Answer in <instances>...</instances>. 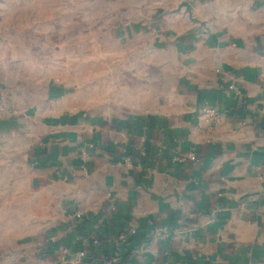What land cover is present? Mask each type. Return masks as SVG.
Wrapping results in <instances>:
<instances>
[{
    "label": "crops",
    "instance_id": "crops-1",
    "mask_svg": "<svg viewBox=\"0 0 264 264\" xmlns=\"http://www.w3.org/2000/svg\"><path fill=\"white\" fill-rule=\"evenodd\" d=\"M150 1L86 71L0 56V264H264V0Z\"/></svg>",
    "mask_w": 264,
    "mask_h": 264
},
{
    "label": "rangeland",
    "instance_id": "rangeland-1",
    "mask_svg": "<svg viewBox=\"0 0 264 264\" xmlns=\"http://www.w3.org/2000/svg\"><path fill=\"white\" fill-rule=\"evenodd\" d=\"M149 8L150 0H0V56L26 59L30 73L49 76L62 61L86 71L108 44H135L123 22Z\"/></svg>",
    "mask_w": 264,
    "mask_h": 264
},
{
    "label": "built area",
    "instance_id": "built-area-1",
    "mask_svg": "<svg viewBox=\"0 0 264 264\" xmlns=\"http://www.w3.org/2000/svg\"><path fill=\"white\" fill-rule=\"evenodd\" d=\"M230 90H233V87H229ZM239 93L235 92V95L236 96H239L238 95ZM0 112L3 113L4 112V105H3V102H2V99L0 98ZM202 112L206 115H208L209 117H213V118H216V112L213 110V109H204L202 110ZM190 159L191 160H195V157L193 155H189ZM135 234V230L134 229H131V230H128L127 232H122L120 234H118L117 236V244H118V248L115 249V251L112 253V255H110L104 262L103 264H115L116 261H117V258L118 256L120 255V247L122 246H125L129 240V238L131 236H133ZM118 249V250H117ZM82 256V254L80 255Z\"/></svg>",
    "mask_w": 264,
    "mask_h": 264
},
{
    "label": "water",
    "instance_id": "water-1",
    "mask_svg": "<svg viewBox=\"0 0 264 264\" xmlns=\"http://www.w3.org/2000/svg\"><path fill=\"white\" fill-rule=\"evenodd\" d=\"M187 8V7H186Z\"/></svg>",
    "mask_w": 264,
    "mask_h": 264
}]
</instances>
